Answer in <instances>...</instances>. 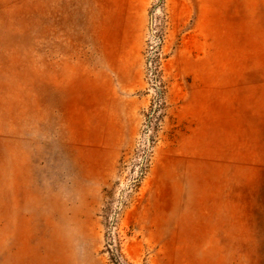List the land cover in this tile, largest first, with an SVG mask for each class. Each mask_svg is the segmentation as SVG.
Segmentation results:
<instances>
[{"label": "rangeland", "instance_id": "obj_1", "mask_svg": "<svg viewBox=\"0 0 264 264\" xmlns=\"http://www.w3.org/2000/svg\"><path fill=\"white\" fill-rule=\"evenodd\" d=\"M0 264H264V0H0Z\"/></svg>", "mask_w": 264, "mask_h": 264}]
</instances>
